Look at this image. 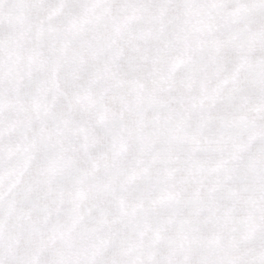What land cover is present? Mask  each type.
Listing matches in <instances>:
<instances>
[{
    "label": "snow or ice",
    "instance_id": "obj_1",
    "mask_svg": "<svg viewBox=\"0 0 264 264\" xmlns=\"http://www.w3.org/2000/svg\"><path fill=\"white\" fill-rule=\"evenodd\" d=\"M0 264H264V0H0Z\"/></svg>",
    "mask_w": 264,
    "mask_h": 264
}]
</instances>
